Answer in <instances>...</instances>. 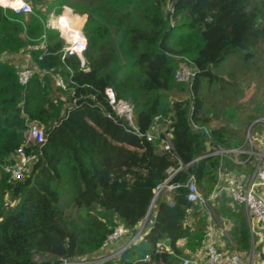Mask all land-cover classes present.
I'll use <instances>...</instances> for the list:
<instances>
[{
    "label": "trees",
    "instance_id": "1",
    "mask_svg": "<svg viewBox=\"0 0 264 264\" xmlns=\"http://www.w3.org/2000/svg\"><path fill=\"white\" fill-rule=\"evenodd\" d=\"M66 1L53 0L50 10H62ZM79 2L73 13L87 18V70L77 57L62 58L64 41L45 27L36 9L15 15L0 6V167L12 162L30 122L39 124L46 137L39 153L36 147L28 150L36 161L21 181L9 184L0 172V264H62L101 255L118 226L136 233L168 172L183 168L170 180L178 187L171 201L156 200L138 243L104 263L181 264L180 243L201 247L195 235L207 226L199 207L187 202L189 176L208 197L219 170H229V163L201 158L243 144L226 128L212 127L201 83L218 81L215 70L230 55L246 58L264 42V0ZM23 54L38 71L26 86L19 84L18 68L8 60ZM183 60L196 70L190 97L169 102L168 95L180 89L175 74ZM56 75L66 90L53 83ZM107 89L133 105L138 133L107 117L105 112L112 115ZM158 116L171 137L170 153L161 149L160 139L145 137ZM192 123L209 128L210 136L194 131ZM238 157L244 170L233 164L230 169L249 178L257 159ZM219 201L218 213L227 219L236 251H252L241 207ZM35 253L52 260L37 263Z\"/></svg>",
    "mask_w": 264,
    "mask_h": 264
},
{
    "label": "built area",
    "instance_id": "2",
    "mask_svg": "<svg viewBox=\"0 0 264 264\" xmlns=\"http://www.w3.org/2000/svg\"><path fill=\"white\" fill-rule=\"evenodd\" d=\"M21 3L23 7L19 10L8 9L13 11L15 15H28L33 13L32 6L27 0H21ZM169 11H172V9L169 8ZM86 49V37L82 30H76L73 32L70 41H68L67 45L62 50V58L77 57L81 63V68L84 69L86 64L84 58ZM36 72L38 71L32 66L30 58L25 59L24 67L17 70L19 84L26 86ZM42 73L46 74L45 71ZM195 73V67L192 64H189L187 60H183L175 74V81L177 84L190 85L195 77ZM54 82L58 88L66 90V84L62 77L59 75L54 76ZM105 94L107 103L111 108L113 115L105 112L107 117L110 119L114 117L117 120L124 121L129 129L138 133L135 127V110L133 105L125 100L119 99L116 92L112 89H107ZM163 122H165V120L162 116L156 117L152 132L147 133L145 137L149 142H153L157 138L160 139L161 149L164 152L170 153L172 151L171 137L163 127ZM256 126L264 129V118L255 120L249 126V133L246 135L244 143L248 148L247 150L242 148L211 150L201 159L207 157L230 158L231 156H239L242 154L247 155L249 158L252 157L255 152V142L257 140L251 137L253 135L252 130H254ZM192 129L194 131H202L208 137L210 136L209 128L199 127L192 123ZM139 136L142 137V135ZM24 139V144L16 151L12 162L0 167V172L8 176L7 182L9 184L21 181L31 171V166L36 161V155L32 151L28 153V150L36 147V151L39 153L46 144V137L43 128L36 122L29 123L28 129L24 134ZM260 156V159L264 158V151ZM182 169L183 168L177 170L171 169L168 172L169 178L164 184L156 189L153 202H155V200L163 193L172 194L178 188L177 186L171 185L170 180ZM185 187L188 191L187 202L201 209L207 207L208 203H214L222 197H228L233 203L243 206L249 221L258 228L261 242L262 235L264 234V169L258 168L253 177L246 182L237 177L230 176L221 168L218 172V182L208 197L202 193L194 175L189 176ZM142 222L137 226L136 233L134 234H131L122 225L115 228L112 234L104 242L101 255L90 261L78 263L73 260H62V264H104L120 258L130 247L137 244L143 236L147 229L148 222ZM205 253L203 261L180 258V262L181 264H247V261L245 262V260L237 253L225 256L217 246L213 231L209 232L207 236ZM145 259L148 260V257ZM252 259L249 258L248 264H252Z\"/></svg>",
    "mask_w": 264,
    "mask_h": 264
},
{
    "label": "rangeland",
    "instance_id": "3",
    "mask_svg": "<svg viewBox=\"0 0 264 264\" xmlns=\"http://www.w3.org/2000/svg\"><path fill=\"white\" fill-rule=\"evenodd\" d=\"M27 1L32 5L33 10L36 9L44 16L42 23H44L45 27L57 31L60 38L64 41L65 46L72 38L73 32H75L76 29L78 30L81 26H84L85 16L73 13L74 8L78 7L80 4L79 0H67V6L63 7L62 10L53 9V11L50 10L53 0ZM60 17L65 20H61V23L58 24L56 20ZM28 19L29 17L26 18V20ZM22 56H24V54L21 55L20 58ZM215 74L219 77L218 81L209 82L207 79H203L201 83V94L204 102L207 104L208 110L212 114V125L215 127L221 126L226 128L229 132L236 133L237 139L242 141L249 133V124L257 119L264 118V42H261L256 48L251 50L246 58L244 53H234L230 55L218 66V68H216ZM178 85L180 89L168 95L167 99L169 102L186 100L190 97L188 85ZM258 127L259 126H256L255 129L252 130L253 135L251 138L256 140ZM255 143L258 144V141ZM258 145L260 146V143ZM237 148H242L244 150L248 149L245 145ZM201 191L205 195L203 189H201ZM171 197L169 193H163L161 195V198L167 200ZM159 198H157V200ZM155 202L152 203L151 209L143 222H149ZM218 210L219 207L216 208L217 216L211 211L208 216L220 217L221 219L217 220L218 223L220 224L221 222L224 224V217L218 213ZM199 211L201 214L203 213L202 210L199 209ZM190 224H192V221H190ZM250 224L253 225L251 221ZM254 228L256 229L255 225L253 226V230L256 231ZM206 232H208L207 228L204 232L196 234V241L202 242L205 240ZM255 234V243H258L260 241V236L258 237L257 234L259 233ZM185 242L186 244L188 243V241ZM256 247L257 244L255 246V251L254 249L252 250L254 253L251 255V259L253 258L252 263L259 260ZM33 260L37 263H42L52 260V258L48 255L35 253ZM89 260L90 259H85L77 262L82 263ZM244 260L247 261L248 257H245Z\"/></svg>",
    "mask_w": 264,
    "mask_h": 264
},
{
    "label": "crops",
    "instance_id": "4",
    "mask_svg": "<svg viewBox=\"0 0 264 264\" xmlns=\"http://www.w3.org/2000/svg\"><path fill=\"white\" fill-rule=\"evenodd\" d=\"M83 16H85V21H84V25H85L87 18H86V15H83ZM83 28H84V26H81L80 28H78V30H82L83 31ZM20 56L21 55L15 56V57L14 56H11L8 59L9 61L10 60L13 61L14 64L17 66L18 69L24 67V65H25V59L29 58V56H25V55L22 56L23 58L22 57L20 58ZM84 70H87V69H84ZM53 83L55 84L54 81H53ZM252 122H254V121H252ZM250 124H249V126H250ZM212 127L213 128H220L221 126H216L215 127V126L212 125ZM257 129H258V131H257L258 133L256 134V136H257L258 144L260 143V146L256 143L255 152H254V155L252 156V157H255L257 159V164H256V167H255V170L253 171V173L248 178L246 176H243L241 173H238L239 171L238 172L235 171V170L232 171L230 169L231 168L230 167L231 164H233L236 167L242 168V165H243V162L244 161H242L238 156H231L230 158H223V159H227V162L229 163L228 164L229 165V170H227L226 167L224 168L223 166H222V169H224V170L226 169L225 171H227V173L230 176L237 177V178L241 179L242 181L248 182L250 180V178L253 177V175L258 170V168L264 169V158L263 159H260L261 158L260 155L264 151V129L262 127H258ZM234 134L236 135V133H234ZM244 143H245V139L243 140V144L240 145V147H242L244 145ZM242 155L245 158H247V159L249 158L247 155H244V154H242ZM247 178H248V180H247ZM212 191L213 190H211V193H212ZM210 194H209V196H210ZM171 196H172V194H171ZM223 199H226V201H225L226 202V206H231L232 208H233V206H239V207H241V212L245 216V218L247 219V223H248L249 229L251 231L252 241H253V249L255 251L256 244H257V247H258V244L260 243V241L259 242L257 241L258 243H255V236H254L255 233H259L257 235H258V237L260 236V232H259L258 228L255 226L256 229L255 228L254 229L256 231L253 230L254 224L253 225L250 224L249 218H248V216H247V214H246L245 209H244L243 206L233 203L232 200L230 198H228V197H222L219 200L222 201ZM219 204H221L220 201L217 202V203H215V202L212 203L211 202V203H208V206L207 207H205L203 209L199 208L203 212L202 213L203 214V217L204 218L206 217V222H207L206 228L208 230V232H206V239L203 240V242L201 244V247H199V248L198 247H195V245L193 243H191V244L190 243L189 244L187 243L186 244L185 241H182L180 243V249H181V252L183 253V257L182 258L190 259V260L203 261L204 258H205V254H206L205 253V249H206L207 236H208L209 232H211V231H213L214 234H215V238H216V241H217L218 248L220 249V251L223 252V254L225 256H229L231 254L237 253L243 259L245 257H248V260H249V258H251V255L254 254L252 251H250L248 253H239V252L236 251L235 246H234V243H233V239H232V237L229 234L228 229H227L228 228L227 227V219L224 218V220H225V223L224 224H222L221 222L219 224L217 220L218 219H221L220 217L212 216L213 217L212 218V217L208 216V215H210V213H209L210 211L212 213L214 212V214H216V208H217V206ZM216 216H217V214H216ZM225 229H227V230H225ZM257 247H256V251H257V256H258L259 260H257L256 262L254 261L252 264H264V257H262L260 255V252L258 251ZM248 260H247V264H248Z\"/></svg>",
    "mask_w": 264,
    "mask_h": 264
},
{
    "label": "clouds",
    "instance_id": "5",
    "mask_svg": "<svg viewBox=\"0 0 264 264\" xmlns=\"http://www.w3.org/2000/svg\"><path fill=\"white\" fill-rule=\"evenodd\" d=\"M0 5L11 8L13 10H19L21 7H23L21 0H0ZM167 201H171V198Z\"/></svg>",
    "mask_w": 264,
    "mask_h": 264
},
{
    "label": "water",
    "instance_id": "6",
    "mask_svg": "<svg viewBox=\"0 0 264 264\" xmlns=\"http://www.w3.org/2000/svg\"><path fill=\"white\" fill-rule=\"evenodd\" d=\"M258 251L260 252V255L262 257H264V234L262 235V240L261 242L258 244V247H257Z\"/></svg>",
    "mask_w": 264,
    "mask_h": 264
},
{
    "label": "bare ground",
    "instance_id": "7",
    "mask_svg": "<svg viewBox=\"0 0 264 264\" xmlns=\"http://www.w3.org/2000/svg\"><path fill=\"white\" fill-rule=\"evenodd\" d=\"M0 6H2V5H0ZM2 7H4V6H2ZM4 8H8V7H4ZM71 32V31H70Z\"/></svg>",
    "mask_w": 264,
    "mask_h": 264
}]
</instances>
